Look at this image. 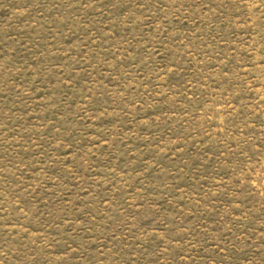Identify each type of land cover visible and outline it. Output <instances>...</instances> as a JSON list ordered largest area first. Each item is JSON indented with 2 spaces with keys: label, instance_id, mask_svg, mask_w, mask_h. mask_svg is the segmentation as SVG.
<instances>
[{
  "label": "rangeland",
  "instance_id": "rangeland-1",
  "mask_svg": "<svg viewBox=\"0 0 264 264\" xmlns=\"http://www.w3.org/2000/svg\"><path fill=\"white\" fill-rule=\"evenodd\" d=\"M0 264H264V0H0Z\"/></svg>",
  "mask_w": 264,
  "mask_h": 264
}]
</instances>
